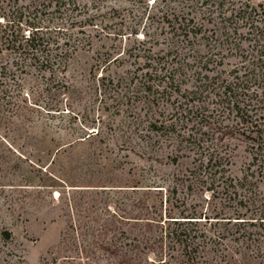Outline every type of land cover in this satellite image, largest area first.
Returning <instances> with one entry per match:
<instances>
[{"label": "trees", "instance_id": "16d2710c", "mask_svg": "<svg viewBox=\"0 0 264 264\" xmlns=\"http://www.w3.org/2000/svg\"><path fill=\"white\" fill-rule=\"evenodd\" d=\"M19 1L25 4L13 10L12 18L0 15V47L17 53L23 65L37 62L39 71L54 78L80 50L137 38L142 31V40L124 53L143 59L146 77L113 96V101L118 106L127 99L134 109L139 103L146 113L162 101L170 106L171 113L159 110L166 121L151 115L148 129L160 133L166 143L175 142L168 158L176 164L188 160L190 165L179 181L198 186L205 202V208L197 204L187 209L184 201L179 206L172 200L174 187L170 191L142 186L140 180L129 186L134 195L130 210L120 201L112 209L68 194L63 198L69 224L60 243L74 255L66 259L72 264H99V252L105 264H264V3L128 0L131 8L103 12V5L112 0H0V9ZM242 26L248 29L242 36L250 42L247 53L239 48L241 36L235 40L231 36ZM87 27L94 35L86 34ZM213 38L209 51L196 48L201 40ZM217 42L240 61L229 71L209 75L205 73L209 64L223 65L226 57L222 50L211 52ZM118 49L111 44L102 54L107 66L120 60L113 56ZM109 79L110 84L127 85V78L116 83ZM187 124L189 132L176 129ZM131 125L138 130V122ZM99 132L97 128L77 137L68 146L81 145ZM139 138H148L146 149L153 141L158 143L150 136ZM233 139L244 142L249 156L239 178L229 175L233 148L227 141ZM2 235L9 238L6 231Z\"/></svg>", "mask_w": 264, "mask_h": 264}, {"label": "rangeland", "instance_id": "374dc122", "mask_svg": "<svg viewBox=\"0 0 264 264\" xmlns=\"http://www.w3.org/2000/svg\"><path fill=\"white\" fill-rule=\"evenodd\" d=\"M23 4L24 1L4 3L0 15L10 19L13 10ZM131 7L128 0H112L101 11ZM90 12L95 10L90 8ZM207 28L210 35L211 25ZM85 31L94 35L88 27ZM247 31L242 26L231 34L233 40L241 36L239 48L246 53L250 42L242 36ZM72 32L76 34L77 29ZM141 33L139 30V36L130 40L106 41L105 46L97 43L99 48L95 46L89 52L80 50L68 61L66 70L54 74L55 78L48 71H39L37 62L29 60L23 65L17 53L0 47V264H72L66 256L74 254L60 243L69 224L64 198L71 193L82 202L99 207L108 205L114 209L120 201L130 210L134 195L129 186L140 180L142 186H162L170 191L174 187L172 200H178V204L184 201L187 209L197 204L205 208L199 187L179 181L190 167L188 160L172 163L168 156L174 154L175 142L166 143L160 133L148 129L151 115L166 121L159 110L171 113L170 106L162 101L146 113L139 103L134 109L127 99H122L118 106L113 101V96L133 88L146 77L143 59L136 60L124 53L142 40ZM214 40L203 39L196 48L205 53ZM218 43L211 52L222 50L226 57L223 65L209 64L211 71H205L209 75L214 70L229 71L240 61L239 56L231 55L226 47H218ZM111 44L120 46L113 55L120 56V60L107 66L102 54ZM159 48L155 46V50ZM109 78L114 83L118 78H127V85L110 84ZM58 79L62 85L57 84ZM132 121L138 122V130L133 129ZM190 126L177 125L176 129L189 132ZM97 128L98 136L81 145L68 146L75 138ZM143 135L158 143L153 141L146 149L148 138H139ZM227 143L233 148L229 175L239 178L249 162L246 145L238 139ZM118 189L128 191L120 194ZM162 192L164 195L165 191ZM5 231L9 233L7 239L2 235ZM96 254L105 264L106 259L99 252Z\"/></svg>", "mask_w": 264, "mask_h": 264}]
</instances>
